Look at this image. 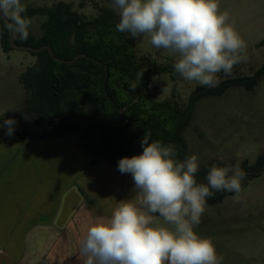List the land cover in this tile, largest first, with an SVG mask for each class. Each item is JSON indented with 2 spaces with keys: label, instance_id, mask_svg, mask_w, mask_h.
<instances>
[{
  "label": "clouds",
  "instance_id": "obj_1",
  "mask_svg": "<svg viewBox=\"0 0 264 264\" xmlns=\"http://www.w3.org/2000/svg\"><path fill=\"white\" fill-rule=\"evenodd\" d=\"M119 16L116 30L147 36L156 49L177 58L174 71L187 81L214 86L243 58L245 41L221 11L219 0H111ZM11 12L21 38L27 36L20 0H0ZM143 73H138L140 81ZM138 83L129 87L135 89ZM14 119L0 127L13 135ZM141 140L142 153L123 157L118 170L131 174L136 195L116 203L110 216L96 218L78 242L82 264H219L213 241L195 231L213 191L240 193L245 172L213 165L207 183H198L197 155L177 159L174 145ZM159 219L163 223L157 224Z\"/></svg>",
  "mask_w": 264,
  "mask_h": 264
},
{
  "label": "trees",
  "instance_id": "obj_2",
  "mask_svg": "<svg viewBox=\"0 0 264 264\" xmlns=\"http://www.w3.org/2000/svg\"><path fill=\"white\" fill-rule=\"evenodd\" d=\"M25 7L21 12L26 23L35 17H43V34L40 38L28 36L15 39L16 44L40 48L51 46L55 56L72 61L85 54L102 63L81 58L72 64L56 62L47 50L31 53L37 58L19 78L26 91L24 112L35 126L34 131L19 127L17 119L8 114L1 118L14 119L13 135L25 140H46L76 135L86 152L94 159L112 164L118 170L123 157L142 153L141 140L150 133L149 142L158 140L164 145H174L177 159L188 156L184 138L191 126L199 102L206 98H221L234 88L252 91L264 78V65L251 77H239L221 82L218 86L197 87L185 104L175 97L166 102H154L150 79L163 73L180 78L173 62L144 69L135 51L134 40L116 30L118 17L110 8L96 5L97 16L87 19L72 4L58 3L52 7H34L32 0H20ZM13 28H17L12 19ZM0 36L4 53L13 49L9 44V32L0 18ZM264 46V41L261 43ZM106 65L107 68L104 66ZM138 73H143L137 80ZM138 86L133 90L130 83ZM218 166V165H217ZM211 166H209L210 168ZM208 170L202 168L196 174L198 183ZM242 170L248 167L244 164ZM255 174L264 170V159L250 168ZM243 183V182H242ZM220 191H213L207 204L221 203Z\"/></svg>",
  "mask_w": 264,
  "mask_h": 264
},
{
  "label": "rangeland",
  "instance_id": "obj_3",
  "mask_svg": "<svg viewBox=\"0 0 264 264\" xmlns=\"http://www.w3.org/2000/svg\"><path fill=\"white\" fill-rule=\"evenodd\" d=\"M61 2L72 4L87 19L97 16L96 5L115 12L111 0H32V5L52 7ZM219 5L221 11L229 13V22L245 41L246 48L241 53L243 58L230 73L217 74L218 82L214 87L228 79L251 77L264 65V46L261 45L264 41V0H219ZM20 6L25 8L21 3ZM0 9L12 19L11 12L6 14ZM45 20L40 16L30 19L26 23V38H40L43 34L41 24ZM122 34L134 40L136 55L144 69L152 64L174 63L177 58L167 50L153 47L147 36L132 38L126 32ZM14 36L15 39L21 37L17 28ZM36 61L37 58L27 51L13 49L9 54L4 53L0 36V120L10 114L17 119L19 127L28 131H34L35 126L24 112L26 91L19 78ZM199 86L203 85L182 77L173 79L169 73L150 79L152 100L158 103L175 97L179 104H185ZM184 138L188 155L198 157L199 171L213 165H238L242 169L245 164L248 167L240 193L220 191L221 203H206L195 231L213 241L219 264H264V170L255 175L249 170L260 158L264 159V78L252 91L234 88L221 98L201 100ZM156 223L163 222L157 219Z\"/></svg>",
  "mask_w": 264,
  "mask_h": 264
},
{
  "label": "crops",
  "instance_id": "obj_4",
  "mask_svg": "<svg viewBox=\"0 0 264 264\" xmlns=\"http://www.w3.org/2000/svg\"><path fill=\"white\" fill-rule=\"evenodd\" d=\"M6 132L0 127V264H82L87 227L136 195L131 174L94 160L76 135Z\"/></svg>",
  "mask_w": 264,
  "mask_h": 264
},
{
  "label": "water",
  "instance_id": "obj_5",
  "mask_svg": "<svg viewBox=\"0 0 264 264\" xmlns=\"http://www.w3.org/2000/svg\"><path fill=\"white\" fill-rule=\"evenodd\" d=\"M0 18L4 21V23L7 26V29H8V32H9V44H10V47L12 49H14V50L27 51V52H30V53H40L42 51L47 50L49 52L50 56L56 62H62V63H65V64H72L75 61H77L78 59L85 58V59L91 60V61H93V62H95V63H97L99 65H103L102 63H100L96 59H94L92 57H89V56H87L85 54H80V55L76 56L75 59H73L72 61L62 60V59L58 58L57 56H55V54L53 52V49L51 48V46H48V45L42 46L40 48H34V47H31V46L18 45L15 42L14 28L11 25L9 19L4 15V13L2 12L1 9H0ZM104 66L107 68L106 65H104Z\"/></svg>",
  "mask_w": 264,
  "mask_h": 264
}]
</instances>
